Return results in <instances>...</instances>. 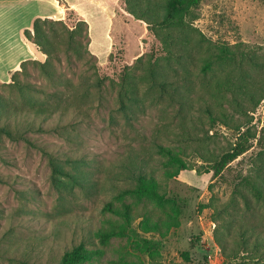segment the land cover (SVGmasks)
I'll return each mask as SVG.
<instances>
[{
  "label": "rangeland",
  "instance_id": "rangeland-1",
  "mask_svg": "<svg viewBox=\"0 0 264 264\" xmlns=\"http://www.w3.org/2000/svg\"><path fill=\"white\" fill-rule=\"evenodd\" d=\"M71 8L84 19L90 16V38L98 46L107 36L101 16L107 15L113 25L120 0H0V55L18 43L21 27L24 32L33 29L36 17L49 14L64 20ZM194 14L196 38L217 51L224 46L228 52L256 56L259 65L233 93L217 82L229 76L226 69L203 73L194 58L186 67L166 69L179 93L171 97L162 91L144 63L153 40L149 27L130 16L119 24L127 40L125 61L117 50L109 65L100 61L106 43L92 55L81 36L78 49H73L67 31L57 25L53 77L35 61L24 71L20 66L19 78L34 86L20 94L6 85L14 72H0V94L25 108L14 124L31 141L0 135V176L5 180L0 182V264H61L65 251L81 241L100 250L83 264H264L253 247L255 238H264V205L251 185L264 186V99L255 105L242 87L254 81L264 86V0H203ZM37 49L34 59L45 61ZM128 66L141 91L138 101L123 110L119 77ZM229 69L238 81L240 70ZM99 76H107L105 83L98 84ZM234 95L241 98L239 103ZM39 105L57 111L37 117L32 108ZM32 122L45 131H28ZM240 142L250 148L216 176L215 163ZM44 149L83 161L74 171L78 181L64 178L70 191L60 193L53 185ZM136 156L140 164L146 159V170L154 172L165 203L138 194L116 199L118 186L129 183L117 173L127 171L122 163ZM173 157L193 169L180 171ZM104 201H113L114 211L104 210ZM126 207L135 214L134 229L163 242L155 257L134 249L129 235H116L104 245L95 236L100 229L111 231L124 224ZM144 219L159 221L162 229L147 232L141 226ZM245 228H253L246 243Z\"/></svg>",
  "mask_w": 264,
  "mask_h": 264
},
{
  "label": "trees",
  "instance_id": "trees-1",
  "mask_svg": "<svg viewBox=\"0 0 264 264\" xmlns=\"http://www.w3.org/2000/svg\"><path fill=\"white\" fill-rule=\"evenodd\" d=\"M202 1L203 0H120V9L114 20V44L112 52L108 57V65L113 62L116 50L117 54L121 51V59L125 61L127 40L125 33L119 30V24L122 20L130 16L133 20L145 22L149 27L150 35L153 40L150 45L148 58L144 63L147 64L149 77L162 91H166L171 97L179 93L178 86L170 80L171 76L166 73V69L175 67L174 64L186 67L187 63L191 62V59L194 58V64L199 65L203 73H208L217 67L226 69L229 76L224 78V80L217 78V82L219 87L222 86L224 91L233 93V88L241 85L242 79H245L249 75V70L257 67L259 63L256 56L250 52L242 51L239 54L232 53L228 52L227 48L224 46L220 51H217L210 44H205L203 38L195 37L194 31L197 29L194 28L193 21L197 16L194 14V10ZM120 10L123 11V13L120 12ZM77 13V10L71 8V10L68 11L67 18L64 20H53L49 17H37L35 19L33 29L28 28L24 33L26 37L34 42L39 47L40 51L46 55V60H25L21 63V70H26V64L35 61L39 64L43 73L53 77L56 72L52 67V60L56 57L55 52L57 51V44L55 41L58 36L57 25H61L67 31L69 35L68 40L73 49H78L80 39L77 37L81 36L87 39L86 44L88 46V51H90L89 23ZM78 15H80V17H77ZM196 57L198 58V63L195 61ZM229 66L237 67L240 70V79L238 81H234L231 78L233 70L229 69ZM19 73L20 70L15 71L12 74V82L6 83V85L15 89V91L20 94H24L30 91L34 86L29 82L21 80L18 76ZM132 77L130 66H128V69L124 68V70L120 71L119 100L120 108L123 110H126L132 101H138L136 96L139 95L141 91L139 82ZM98 79V84L101 85L105 83L107 76H99ZM242 87L247 88L245 90V95L249 100L256 101L255 105H258L260 101L264 99V86L258 81H254L251 85L244 83ZM46 93L50 96L60 95L58 92ZM233 99L237 100L239 103L241 98L238 95H234ZM32 109H34L33 111L36 113L37 117L49 116L57 111V107L47 105L34 106ZM23 110L25 111V108L19 107L12 101H7V99L0 94V135L6 134L15 140L23 139L31 142L26 134L20 132V128L16 127L14 124V119H16L15 123L17 122L16 117L19 111L21 112ZM26 128L28 131H45L42 124L39 125L33 122L27 123ZM245 134L246 132L244 135ZM159 147L161 150H164L161 144ZM249 148L247 144L240 142L232 151L224 154L222 159L216 162L214 168H212L216 176ZM44 152L48 155L51 163L53 185L60 193L70 191L72 186L69 187L66 185L64 178L78 181L74 171L79 168L83 161L71 156H56L46 149H44ZM137 157L138 156L130 158L126 163H122L127 171L117 174L127 176L129 183L118 186L116 199H121L127 194H138L148 196L159 204L165 203L167 197L162 193L160 184L154 176V172L152 170H146V159H142L141 163L143 164H140L141 159ZM172 162L180 165V171L193 169L189 168L186 162L179 157H173ZM212 170L207 169L205 172L210 173ZM0 182H5L2 176H0ZM251 185L264 205V186H259L254 183ZM84 189L87 194L92 193L90 187H83V190ZM103 209L106 211H114L113 201H104ZM124 217L125 223L117 226L115 229L111 231L100 229L95 232V236L99 239L100 243L104 245L114 236L124 234L131 236L132 246L139 252L148 254L151 257H155L156 254L160 253L164 247L162 241L144 237L132 227L135 214L130 207H126ZM141 226L147 232L159 231L162 229L159 221L151 222L149 219H144ZM252 230L253 228H245L242 230L244 243L248 241L250 237L248 234ZM216 238L218 243L224 246L225 242L223 239L218 238L217 235ZM87 244L86 241L74 244L71 249L65 251L63 254L61 264H83L93 254L99 253V249L95 250L94 248H88ZM253 244L254 251L260 253V258H264V238L261 239L258 236L253 241ZM185 255H187V253ZM25 264L29 263L26 262Z\"/></svg>",
  "mask_w": 264,
  "mask_h": 264
},
{
  "label": "crops",
  "instance_id": "crops-1",
  "mask_svg": "<svg viewBox=\"0 0 264 264\" xmlns=\"http://www.w3.org/2000/svg\"><path fill=\"white\" fill-rule=\"evenodd\" d=\"M41 17H52V15H49V14L44 15L43 14ZM101 18L104 20V24L107 27L106 28V34H107L106 42L100 43L97 46L95 44V42H93L90 38L89 49H90V51H95L94 50L95 48L101 49V45L103 44V46H105V43H106L105 50L103 52L105 57H104V59L100 60V61H105V60H108V57H109V55L113 49L114 40L112 39V36L114 37V35H113L114 22L112 25L111 24L112 21L110 19H108L107 15H102ZM86 20H88V22L90 23L89 31L90 30L93 31V25H92V21H91L92 19L90 18V16ZM28 27H30V26H28ZM111 28H112V33H111ZM22 30H23V27H21V29H20V35L18 37V43L12 47L11 51L9 50V48L7 50L5 48L4 52H6V53L4 55H0L3 58V60L0 63V68L2 67L0 72L1 71L8 72V73L15 72L20 68L21 63L23 61L34 59L35 57H37V55H39V51L37 49L38 46L34 42L30 41L26 37V35L24 36V34H23L24 31H22Z\"/></svg>",
  "mask_w": 264,
  "mask_h": 264
}]
</instances>
